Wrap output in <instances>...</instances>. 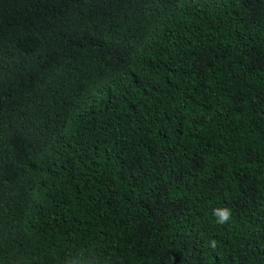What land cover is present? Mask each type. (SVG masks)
Wrapping results in <instances>:
<instances>
[{"label": "trees", "instance_id": "obj_1", "mask_svg": "<svg viewBox=\"0 0 264 264\" xmlns=\"http://www.w3.org/2000/svg\"><path fill=\"white\" fill-rule=\"evenodd\" d=\"M0 264H264V0H0Z\"/></svg>", "mask_w": 264, "mask_h": 264}, {"label": "clouds", "instance_id": "obj_2", "mask_svg": "<svg viewBox=\"0 0 264 264\" xmlns=\"http://www.w3.org/2000/svg\"><path fill=\"white\" fill-rule=\"evenodd\" d=\"M231 209L227 206H218L212 209V216L216 223L224 224L231 218Z\"/></svg>", "mask_w": 264, "mask_h": 264}]
</instances>
